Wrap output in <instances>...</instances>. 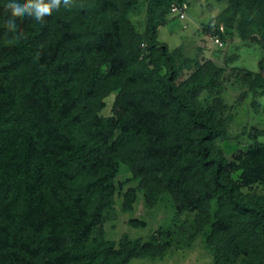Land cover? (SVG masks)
Masks as SVG:
<instances>
[{"label": "trees", "instance_id": "trees-1", "mask_svg": "<svg viewBox=\"0 0 264 264\" xmlns=\"http://www.w3.org/2000/svg\"><path fill=\"white\" fill-rule=\"evenodd\" d=\"M146 1L148 32L157 10L172 15V5L183 3ZM7 2L0 0V264H129L160 257L172 246L170 232L149 242L124 236L118 249L104 237L103 213L113 202L120 161L117 142L113 158L101 156L116 130L132 142L127 154L148 204L169 194L178 213L208 218L216 203L211 244L223 249L221 263L242 256V264H264V195L250 192L264 187V143L230 161L214 146L225 135L216 120L224 106L197 107L186 93L205 81L215 88L222 70L196 62L180 91L179 73L189 66L177 67L167 45L156 42L150 49L160 52L165 73L155 65L154 90H138L143 97L137 103L122 99L121 118L110 121L108 133L94 100L125 93L120 53L134 51L123 30L134 33L126 16L138 0L62 3L40 21L22 15L18 28L9 26ZM248 3V19L264 38V0Z\"/></svg>", "mask_w": 264, "mask_h": 264}, {"label": "rangeland", "instance_id": "rangeland-1", "mask_svg": "<svg viewBox=\"0 0 264 264\" xmlns=\"http://www.w3.org/2000/svg\"><path fill=\"white\" fill-rule=\"evenodd\" d=\"M77 1L72 3L71 8ZM248 5V0H183L182 7L186 9L184 20L164 9L157 10L154 25L148 32V2L138 0V5L126 16L134 26V33L123 30L126 46L134 51L132 55H127L125 51L120 53L126 64L125 93L122 95L121 90L101 93L94 100L97 115L106 132H111L110 121L117 122L121 118L122 99H135L137 103L143 97L138 90L144 91V95L154 90V66L161 74L165 73L160 52L157 48L150 49L157 42L158 45H167L177 67L181 63L189 66L179 73L177 87L180 91L183 90V83L195 73L194 63L210 62L222 70L215 88L205 81L189 85L186 92L197 107L216 103L224 106V111L217 115L216 120L224 124L225 135L215 141L216 150L221 149L232 161L259 143H264V46L263 43H252L247 35L251 33L261 42L264 38L261 30L248 19ZM225 12L226 15L217 21ZM218 35L220 43L214 39ZM92 37V34H87L85 44ZM143 44L147 47L144 48ZM101 65L102 70L107 68L106 64ZM115 142L120 150V161L113 180V202L103 213L105 239L113 242L118 249L124 236L149 242L155 235L163 240L166 232H170L172 246L162 256L135 259L129 264H222L223 249L211 244L217 204L213 203V212L208 218L199 212L178 213L169 194L162 195L155 205L148 204L141 180L134 177L133 160L127 154L132 142L123 141L119 130L115 131L101 159L107 162L115 156L112 148ZM234 178L237 179L238 175ZM250 192L264 195V187L255 185ZM138 222H144L146 227ZM242 263L241 256L234 264Z\"/></svg>", "mask_w": 264, "mask_h": 264}, {"label": "clouds", "instance_id": "clouds-1", "mask_svg": "<svg viewBox=\"0 0 264 264\" xmlns=\"http://www.w3.org/2000/svg\"><path fill=\"white\" fill-rule=\"evenodd\" d=\"M63 6L69 7L71 0H8L7 6L12 9L7 17L10 28H18L22 24L21 16L32 17L37 21L50 16L54 10Z\"/></svg>", "mask_w": 264, "mask_h": 264}, {"label": "built area", "instance_id": "built-area-1", "mask_svg": "<svg viewBox=\"0 0 264 264\" xmlns=\"http://www.w3.org/2000/svg\"><path fill=\"white\" fill-rule=\"evenodd\" d=\"M171 13L172 15H175L182 20L186 18V9L183 7H179L177 4L172 5ZM220 31H224V28H220ZM214 39L216 43H220L221 41L220 35L216 36Z\"/></svg>", "mask_w": 264, "mask_h": 264}]
</instances>
